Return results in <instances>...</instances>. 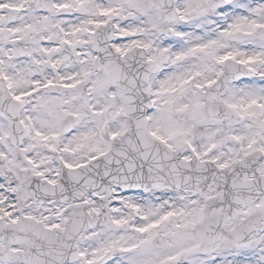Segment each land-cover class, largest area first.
Masks as SVG:
<instances>
[{"label":"snow or ice","instance_id":"obj_1","mask_svg":"<svg viewBox=\"0 0 264 264\" xmlns=\"http://www.w3.org/2000/svg\"><path fill=\"white\" fill-rule=\"evenodd\" d=\"M0 264H264V0H0Z\"/></svg>","mask_w":264,"mask_h":264}]
</instances>
